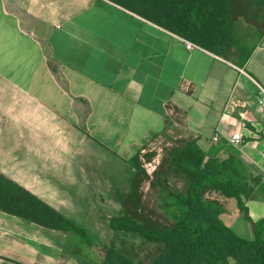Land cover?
I'll return each mask as SVG.
<instances>
[{
    "label": "crops",
    "instance_id": "crops-1",
    "mask_svg": "<svg viewBox=\"0 0 264 264\" xmlns=\"http://www.w3.org/2000/svg\"><path fill=\"white\" fill-rule=\"evenodd\" d=\"M235 57L111 0H0V173L95 240L0 210V264L98 263L135 174L127 160L159 138L225 150L264 182V37ZM220 200L222 220L252 239L235 200ZM245 206L264 217L260 194Z\"/></svg>",
    "mask_w": 264,
    "mask_h": 264
},
{
    "label": "trees",
    "instance_id": "trees-1",
    "mask_svg": "<svg viewBox=\"0 0 264 264\" xmlns=\"http://www.w3.org/2000/svg\"><path fill=\"white\" fill-rule=\"evenodd\" d=\"M123 8L214 53H235L242 65L264 28V0H111ZM245 23L248 32L242 33ZM255 37V38H254ZM254 38V39H253ZM141 151L127 161L135 174L119 213L109 220L114 233H133L156 245L148 261L133 258L114 244L103 247L94 264H264V217L252 221L245 200L260 194L264 182L244 160L225 150L211 156L191 140H176L163 148L152 177L145 172ZM181 178L175 189L171 178ZM150 178L157 189L158 207L169 218L162 224L141 208V183ZM220 197L233 198L249 222L253 238L237 235L221 218ZM0 210L75 235L86 245L95 243L74 220L0 173Z\"/></svg>",
    "mask_w": 264,
    "mask_h": 264
},
{
    "label": "rangeland",
    "instance_id": "rangeland-1",
    "mask_svg": "<svg viewBox=\"0 0 264 264\" xmlns=\"http://www.w3.org/2000/svg\"><path fill=\"white\" fill-rule=\"evenodd\" d=\"M249 27L247 24L243 23L240 26V31L242 33L248 32ZM260 37H264V28H260ZM255 38V37H254ZM253 38V39H254ZM174 140L169 141V139H156L153 140L149 145L143 147L141 152L142 158L145 162H149L146 167L151 170L147 171L146 167L145 172L151 178L153 172L157 168L161 157L163 155V148L172 144ZM141 160V159H140ZM142 162V161H141ZM153 167V168H152ZM149 179H144L141 183V208L140 210L149 216H152L154 219L158 220L162 224H168L169 218L164 215L163 211L158 207V192L156 188H153ZM170 184L173 188L181 190L183 187V180L181 178H171ZM112 244H114L119 249L126 252L129 256L133 258H141L145 261H148L151 255L156 250V245L146 243L139 236L133 233H124L116 232L112 236ZM103 247L99 246L95 251H92L93 255H103Z\"/></svg>",
    "mask_w": 264,
    "mask_h": 264
},
{
    "label": "built area",
    "instance_id": "built-area-1",
    "mask_svg": "<svg viewBox=\"0 0 264 264\" xmlns=\"http://www.w3.org/2000/svg\"><path fill=\"white\" fill-rule=\"evenodd\" d=\"M186 45L188 47L192 46L193 44L190 42H186ZM258 104L264 109V89L260 88V96L257 99ZM219 139V135L218 134H214L212 137L213 141H217ZM231 141L235 144H239L241 142V136L238 132L234 133L231 137ZM143 151V149L141 150V152ZM142 156V154H141ZM140 156V159L142 161V166L143 168H145L148 164H150L149 162H145L144 159ZM153 168V167H152ZM147 169V167H146ZM148 172H150L151 170L147 169Z\"/></svg>",
    "mask_w": 264,
    "mask_h": 264
}]
</instances>
